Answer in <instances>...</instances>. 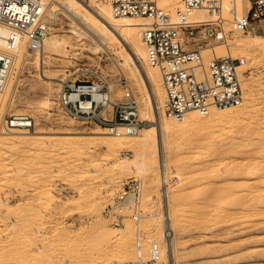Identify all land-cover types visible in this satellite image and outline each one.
Instances as JSON below:
<instances>
[{
    "label": "rangeland",
    "instance_id": "rangeland-1",
    "mask_svg": "<svg viewBox=\"0 0 264 264\" xmlns=\"http://www.w3.org/2000/svg\"><path fill=\"white\" fill-rule=\"evenodd\" d=\"M78 1L89 7V0ZM180 1L165 9L173 13ZM235 2L238 9L249 6L248 0ZM107 3L109 0H95L90 7L98 9ZM82 6L75 9L81 11ZM74 15L73 11L57 10L55 23L48 24L47 30L71 41L69 55H53L48 65L25 63L14 91L7 94L8 103L0 110V128L4 116L16 111L33 120L29 130L2 129L4 136L0 137V264H125L138 257L148 260L153 244H157L159 256L147 264H264V193H258L264 192V18L252 20L258 26L256 31H237L224 23L227 41L260 37L255 48L245 51L242 72L249 77L252 92L250 99H244L246 89L240 81L245 115L231 124L222 119L209 121V113L202 115L205 120L173 134L167 148H162L161 171L157 155L145 158L147 168L133 171L118 166L122 155L134 158L131 148L122 147L119 158H113L103 146L92 143V134H88L105 129L71 117L58 102L63 78L103 76L117 94L121 93L117 81L123 79L139 109L142 107V93L124 61L125 57L133 59L129 42L122 39L116 44L109 39L103 44L95 35L77 40L70 30L85 23ZM44 18L48 22L47 14ZM206 42L213 47L216 43L212 39ZM96 45L101 48L93 51ZM72 46L75 48L70 49ZM209 53L202 52L204 56ZM235 53L233 58L244 52L237 49ZM47 71L55 77L49 91L45 89ZM140 75L149 86L145 74L140 71ZM43 95L49 96L45 109L27 107ZM75 130L76 135L67 134ZM15 134L21 135L19 139L14 140ZM132 178L141 184L140 205L122 212L113 210L124 184ZM248 191L258 193V199ZM233 192L239 198L234 199ZM254 199L261 201L257 204ZM231 203L241 206L235 208ZM252 221L255 225L251 227ZM167 224L172 229L166 230Z\"/></svg>",
    "mask_w": 264,
    "mask_h": 264
},
{
    "label": "built area",
    "instance_id": "built-area-1",
    "mask_svg": "<svg viewBox=\"0 0 264 264\" xmlns=\"http://www.w3.org/2000/svg\"><path fill=\"white\" fill-rule=\"evenodd\" d=\"M109 2L116 16L146 20L141 25V38L148 62L160 71L165 92L163 113L167 118L184 119L192 111L205 115L211 108L234 107L242 103L240 59L227 54L215 55L213 45L206 40L225 44V22L237 31L251 30V21L264 17V0H256L250 12L244 15L238 14L235 0H181L173 13L159 6L156 0ZM196 10L208 12L211 19H193ZM43 12L44 0H0V40L5 50L16 49L21 44L31 52L39 50L48 30ZM203 49L210 50L208 56L202 54ZM12 62L11 55L0 51V86ZM120 82L123 92L120 97H115L103 76L64 78L60 80L58 102L75 119L92 122L111 134H117L120 129L134 134L151 121L140 117L135 97L127 83L123 79ZM32 127L33 120L26 114H6L3 118L5 132ZM139 191V180L130 179L124 184L116 203L130 196L138 197ZM158 251L157 244H153L148 260L138 257L125 264H147L157 260Z\"/></svg>",
    "mask_w": 264,
    "mask_h": 264
},
{
    "label": "bare ground",
    "instance_id": "bare-ground-1",
    "mask_svg": "<svg viewBox=\"0 0 264 264\" xmlns=\"http://www.w3.org/2000/svg\"><path fill=\"white\" fill-rule=\"evenodd\" d=\"M241 1L242 0H238L239 3H241ZM94 2H95V0H89V3H88L89 7H83L81 5V3H79L78 0H44L43 17H44V15L47 14L48 15V24H54L55 20H56L55 12L57 10L63 9L64 12L67 11L68 13L70 11H73V13L79 17V20L85 23L84 27H82V28L74 26L70 30V32L77 38V40L81 39L82 37L87 38L88 36L92 37V35H95V36H97L96 38L97 39L99 38L101 43H103V44L106 43L109 39H111L116 44H119L122 39L129 42L130 47H131L130 51H131V54L133 55V59L131 58L132 59V62H131L130 60H128L125 57L124 61L127 62V64H128V68L130 71V74H129L130 78L132 79V81L135 82L136 87L142 93V100H141L142 101V107L139 109L140 117L144 118V119H148L151 122L148 125H146V127L140 129L137 133H134V134L127 133L124 129H120L117 134H111L106 129L105 130L99 129L100 131L90 132L88 134H92L91 135L92 136V139H91L92 143L94 141V143L96 145L103 146L105 148V151L107 152V154L111 155L113 158H116L118 156V151H120L122 147H129L132 149V151L134 152V158L125 157L124 155H122L120 157L121 161H120L118 166H120V167H131V168H133V171H139V170L142 171L143 169L147 168V166H148V163H147L145 158L157 155L158 165H159V169L161 171L162 167L164 166V163L162 164V162L160 160V151L164 147L167 148V146L169 145V140L171 138H173L172 136H174L173 134L177 133L178 131H180L182 129H187L188 126L192 125L194 122L202 121L205 119H203L202 115H200L194 111L190 112V114L184 119H175V118L172 119V118H167L164 115L163 106H164V101H165V92H164V88L162 85L160 71H159L158 67L151 65L148 62L147 55H146V49H145L144 43H143L142 38H141V25L146 20L143 18H137L136 19V18H130L127 16H116L113 14L110 2L107 4H100L98 6V9L97 8L93 9L92 7H90V4H94ZM158 2L160 4V6L163 8L173 7L176 4V0H158ZM79 6L83 7V9L81 8L82 9L81 11H79L78 9L77 10L75 9ZM85 6H87V5H85ZM236 9H237V12L239 11L240 13L246 12L245 8L239 7V9H238L237 5H236ZM69 15H67V16H69ZM74 16H72V17H74ZM192 18L195 20H210L211 15L208 12H205L204 10H196L194 12ZM77 20H78V18H77ZM65 38H60L56 34H49V32L47 31L45 36H44V39H43L42 47L39 50H35L34 52L26 50L25 47L23 46V44L19 45L16 49H13L10 51L5 50L4 43L2 40H0V51H4L13 57V62L9 68L7 77L4 81V83L0 86V110H2L6 106V104L8 103L10 97H9V95L7 96V94L9 93L11 95V93L14 91L15 86H16V82H18V78L20 77L19 73L21 72V68L25 63H35L38 66H40V63L42 62L43 64L48 65V63H49V61L53 55H59V56L62 55L64 57H67V55H69L68 47L71 46L72 43H71V41H69L68 38L67 39H65ZM79 43H81V41ZM257 43H260V37L255 35V36L251 37L249 40L232 39L230 41L226 40L225 44L216 42L215 46L212 47L213 51L215 52V55H217V56L227 54L233 58V57H235V54H236L235 52L237 49L241 50V52H244L238 56V59H240V62H241L238 65V70L240 72V81L242 82V86L246 89V95H245L244 99H250L251 95H252L251 88H250V82L248 80L249 77H246V75L243 74V72H242L243 66L246 63L245 51H247L251 48H255V46H257L256 45ZM72 48H75V47L72 46L70 49H72ZM100 48L101 47L96 45L93 48V51L96 49H100ZM204 51L208 53L210 50L203 49V52ZM28 56H30V58H28ZM123 67H125V66H123ZM140 71L145 74V77L147 78L149 86H147L144 82H142L140 80V78H141ZM44 74H45L44 77L46 78L45 89L47 91H49L51 88V85H52L51 82L55 79V77L53 75H51L48 71L45 72ZM120 80L121 79H119L117 81L118 86H120V89H121L120 94H117L116 89L112 86V83L108 80V82L110 84V88L113 91L112 96L120 97L122 95V92H123L122 88L123 87L121 86ZM48 104H49V96L43 95L39 98H36L33 101L31 100V102L27 105V107H29V109H43V108L45 109V107ZM246 110H247L246 109V102L242 101V103L240 105L234 106V107L211 108L206 114L209 113V115H208L209 121H215V120L219 121L222 119V120H227L228 121L227 123L231 124V123L236 122V120L238 118H242L245 115ZM15 114H23L24 115V112L16 111ZM60 122H61V120H60ZM77 133L78 132L75 130V131H70L67 134L76 135ZM102 134H107L108 137H105L106 135L102 137L101 136ZM2 136H4V132L2 131V126H1L0 137H2ZM19 136H21V135L15 134L14 140H16L15 138H18ZM87 137H89V136H87ZM24 140H25V138H24ZM10 143H12V142L10 141ZM85 143H86V141H85ZM95 144H93V145H95ZM123 154H127V153L125 151H123ZM117 158H119V157H117ZM173 172L176 173V170H174ZM263 179L258 180V181L260 182ZM260 183H262V182H260ZM260 185H262V184H260ZM260 185H258V186H260ZM258 186H256V187L258 188ZM231 187L233 189V186H231ZM249 187H247V189ZM252 187H254V186H252ZM260 189H262V188H260ZM248 190H252V189H248ZM140 191H141V188H140ZM140 191H139L138 197L130 196L118 204L117 203L113 204V208H114L113 210L117 209V210H121V212H122L124 210H127L128 208H131L132 206H135V205L139 206L140 205V201H139L140 200L139 199ZM243 191H245V189L242 190L241 192H243ZM255 191H253L254 193L251 191H248V192L256 194ZM237 192L239 193V191H236V193ZM238 193H237V196H239ZM258 193L263 194L264 192L258 191ZM258 193L256 194V197H257V195H259ZM242 194H240V196H242ZM244 194H246V195H244L242 197L245 198V200L248 199V198H246V196L248 197L247 193H244ZM235 195L236 194L234 193V195H233L234 199H235V197H237ZM250 196L252 199H253V197H255V195L253 196L252 194L249 195V197ZM262 196H261V198L264 197V196L263 197ZM228 197H229V195H228ZM228 197H227V200L229 201ZM237 198H239V197H237ZM243 198H241V199L244 200ZM261 198H259V199H261ZM230 199H231V197H230ZM257 199H258V197L256 198V200ZM234 201L233 202L231 201V202L235 203ZM238 201H239V199H238ZM254 201H255V199L253 200V202ZM259 201H261V200H258L255 202L258 204ZM243 202L244 201H242V203ZM236 203H238V202H236ZM245 203H247V202H245ZM249 203H250V200H249ZM250 204L252 205V201ZM233 205H235V204H232V206ZM247 205H248V203H247ZM254 205H256V204H254ZM259 205H260V203H259ZM237 206L240 207L241 205L237 204ZM237 206L236 207L233 206V207L237 208ZM263 206H264V202H263ZM218 207L219 206H217V208ZM242 207H243V204H242ZM122 209H124V210H122ZM231 209H233V208H231ZM255 209H257V208L255 207ZM166 210L168 213L169 212L168 209H166ZM245 210H244V212H246ZM164 212L166 214V211H164ZM228 212H230V211H228ZM234 212H235V210H234ZM239 212H243V211L240 210ZM258 212H259V214L261 213L260 211H258ZM258 212L255 213V215H257ZM225 213H227V211ZM263 213H264V211H263ZM122 214H124V212L118 213L117 214L118 218H122L123 217ZM138 214L139 213H137V215ZM217 214H218V212H217ZM221 214L223 215L222 212H221ZM239 215L238 216L234 215V216H236L240 219ZM248 215H250V214L248 213ZM246 216H244V217L242 216L241 219L245 218ZM263 216H264V214H263ZM138 217H140V216L138 215ZM233 218L235 219V217H233ZM233 218H231V220H228V221H232ZM252 218H256V217L254 216ZM220 219L221 218H219V220ZM239 219H237V221ZM248 219H249V217H248ZM245 220H247V219H245ZM260 220H261V218H260ZM262 220L264 221V219H262ZM137 221H138V218H137ZM214 221H216V220H214ZM217 221H218V219H217ZM239 221L238 222L235 221V222L239 223ZM263 221H261V222H263ZM138 223L139 222H137V225H138ZM217 223L219 224L220 222H217ZM243 223H245V221ZM252 224H253V221H252V223L250 222V226ZM256 224H258V223H256ZM259 224H261V223H259ZM253 225H255V224H253ZM262 225H263V223H262ZM232 226H234V224ZM250 226H248V228H250ZM165 227H166V230L172 229V227L168 224ZM115 234H116V232H115ZM240 243H242V242H240ZM242 245H243V243H242ZM258 253H260V251ZM117 261L120 262L121 260L117 259Z\"/></svg>",
    "mask_w": 264,
    "mask_h": 264
},
{
    "label": "crops",
    "instance_id": "crops-1",
    "mask_svg": "<svg viewBox=\"0 0 264 264\" xmlns=\"http://www.w3.org/2000/svg\"><path fill=\"white\" fill-rule=\"evenodd\" d=\"M256 0H248L249 2V6L248 8L246 9V12L245 14H248L250 12V9L252 8V6L254 5ZM264 18V17H263ZM251 26H252V29L253 31H256L258 29V26H256L252 21H251Z\"/></svg>",
    "mask_w": 264,
    "mask_h": 264
}]
</instances>
